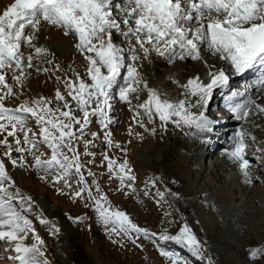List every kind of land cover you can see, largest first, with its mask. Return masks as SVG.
<instances>
[{
	"label": "rangeland",
	"instance_id": "374dc122",
	"mask_svg": "<svg viewBox=\"0 0 264 264\" xmlns=\"http://www.w3.org/2000/svg\"><path fill=\"white\" fill-rule=\"evenodd\" d=\"M13 2L0 0V14ZM36 36L33 43L46 48L48 55L33 59V67L26 69L28 75L22 86L12 79L14 73L19 74L18 70L7 72L6 80L13 87L14 94L4 101L5 106L15 108L25 102L30 104L37 97H46L52 101L51 107L62 108L63 102L55 99L59 89L70 102L76 117L82 118L76 102L67 95L64 83L66 79L76 80L77 73L85 82L91 83L86 75L88 62L74 46L76 38L71 34L65 35L62 28L45 21L41 22ZM121 41V37L114 36V42ZM22 51L25 56L34 54V49L27 46L22 47ZM205 59L207 64L191 59L168 63L152 53L147 60L137 61L136 66L148 88L157 89L175 100L183 98V89L176 81L184 84L188 78L200 75L207 82L210 66L214 65L212 71L220 70L216 57L206 54ZM55 65H59V69ZM197 65L202 66L200 71L195 69ZM45 68L48 71H44ZM254 71L257 75L245 78L250 81L243 78L228 81L230 85L227 83L224 86H229L228 90H217L211 97L217 103L213 105L210 99L205 110L211 120L230 116L229 120L235 124L230 134H215L220 131L215 127L211 132L200 133L187 126L177 127L171 122L162 127L158 117L149 123L142 110V115L137 117L144 122L145 126L141 127L133 119V109L137 103L147 99V90L140 93L139 100L133 94L130 106L120 100L118 88H114L111 91L112 108L108 112L113 122L105 128L101 118L92 115L82 139L73 141L84 166L81 171L92 188L93 196L99 198L103 193L107 197L105 207H110V211L126 213L132 223L148 231L147 237L136 232L128 235L110 233L101 223L94 202L88 199L87 193L82 197L73 196L83 186L77 183V175L73 174L69 179L71 188L62 181L53 183L51 175L43 179V170L31 166V154H23L26 159L24 167H14L11 159L3 155L6 148L0 145V159L4 160L8 174L15 182L10 191L19 189L22 195L31 197V202L26 200L22 206L18 200L14 204L32 221L36 233L44 241L43 250L49 264H172L169 256L162 255V252L172 254L179 264H189L181 253L167 250L160 243L165 235L176 236L185 224L202 245L198 252L186 242L179 241L191 253L202 254L215 264H264V252L255 259L250 255L254 248H264V151H261L264 149V114L253 112L247 120H239L227 107L228 97L233 92H243L245 83H253L261 75V71ZM126 74V68L121 69L120 84H123ZM249 95L258 104L264 105V91L257 87H252L246 96L235 97L233 103H242ZM27 127L39 134V127L33 118L28 120ZM75 128L76 135L80 136L79 125ZM153 128L155 133L151 131ZM241 129L256 137L255 140L246 137V158L251 162L253 177L251 184L244 177L238 162L228 154L234 146L235 133ZM106 133L111 134V145L105 140ZM206 134L220 141L221 146L216 153V148L204 145ZM17 136L23 140L21 132H17ZM5 137L6 132L0 133V140ZM7 139L10 143L14 142V137ZM86 141H91L87 149ZM212 150L214 153H211ZM85 152L94 155H86ZM201 152L208 156H200ZM41 153L44 154L42 159H48L51 149L40 144L36 155ZM105 154L117 163L127 160L135 180H126L125 184L132 183L135 191L121 187L120 180L108 170ZM20 155L13 152L11 158L17 159ZM89 171L94 175H88ZM93 180L99 184V192ZM41 218L48 223H41ZM53 225L59 232L53 229ZM32 242L31 237L25 241L27 244ZM14 254L8 242H0V264H16L8 258Z\"/></svg>",
	"mask_w": 264,
	"mask_h": 264
},
{
	"label": "snow or ice",
	"instance_id": "6c2138e0",
	"mask_svg": "<svg viewBox=\"0 0 264 264\" xmlns=\"http://www.w3.org/2000/svg\"><path fill=\"white\" fill-rule=\"evenodd\" d=\"M42 21L62 28L65 35H73L77 40L75 48L88 62L86 75L91 83L85 82L79 73L76 80L64 81L67 95L76 102L82 118L76 117L70 102L59 89L55 99L63 102L62 108L51 107L52 101L46 97H37L30 104L25 102L15 108L5 106L4 101L14 94L13 87L6 80L7 72L18 70L19 74L14 73L12 79L22 86L28 75L26 69L33 67V59L48 55L46 48L33 43ZM114 36L121 37V43L114 42ZM24 46L33 48L34 54L25 56ZM152 53L168 63L191 59L205 64V55L210 53L228 62L238 74L257 66L264 68V0H14L0 14V133L6 132L7 137H14L12 143L7 137L0 140V145L6 148L3 155L11 159L14 167H24L26 159L23 154L27 152L33 156L31 166L43 170V179L51 175L53 183L62 181L69 188L72 186L70 177L77 175V183L83 186L73 196L82 197L86 192L106 230L117 235L136 232L147 237L149 233L132 223L126 213L105 207L107 197L103 193L99 198L93 196L92 188L81 171L84 166L80 162V154L73 144V141L82 139L89 117L98 115L107 128L113 122L108 115L112 108L111 91L118 88L120 100L131 106L130 97L134 94L139 100L140 93L146 89L147 99L137 103L133 109V119L141 127L145 126L144 122L137 117L143 112L149 123L158 117L162 127L171 122L177 127L187 126L200 133L211 132L214 121L205 114V110L213 90L227 85L229 80L224 70L212 71L213 65L207 72V82L200 75L188 78L184 84L176 81L183 89V98L170 99L166 93L148 88L136 66L137 61L147 60ZM55 68L59 69V65ZM124 68L127 74L120 84L121 69ZM43 70L48 71L47 68ZM37 71H40L39 67ZM253 86L264 91V72L254 85H248L243 92L236 91L228 97L227 107L236 119L247 120L253 112L264 114V105L258 104L250 95L242 103H233L235 97L244 96ZM30 118L39 127V134L27 127ZM76 125H79L80 136L76 135ZM151 131L155 133L154 128ZM17 132L23 134V140ZM110 135L105 134L109 145L112 144ZM246 137L256 139L246 130H238L228 154L238 162L251 184L253 177L251 162L246 158ZM90 143L85 142L86 149ZM40 144L51 149L50 158L42 159L43 153L36 155ZM13 152L21 155L12 159ZM104 159L109 172L120 180L121 187L135 191L132 183L125 184L126 180H135L127 160L117 163L106 154ZM88 175L94 174L89 171ZM14 183L4 160L0 159V242H8L10 250L15 253L8 258L16 264H49L43 250L44 241L36 233L32 221L14 204L18 200L22 206L26 200L31 202V197H25L19 189L10 191ZM92 183L99 192V184L95 180ZM41 223L48 221L41 218ZM53 229L59 232L55 225ZM29 237L33 241L31 244L25 243ZM162 238L186 242L198 252L202 247L186 224L176 236ZM261 252L264 248H254L250 255L255 259ZM162 255L169 256L172 264H179L172 254L162 252Z\"/></svg>",
	"mask_w": 264,
	"mask_h": 264
},
{
	"label": "bare ground",
	"instance_id": "6f19581e",
	"mask_svg": "<svg viewBox=\"0 0 264 264\" xmlns=\"http://www.w3.org/2000/svg\"><path fill=\"white\" fill-rule=\"evenodd\" d=\"M36 40V39H35ZM35 40L33 41V42H35ZM37 42V41H36ZM36 44V43H35ZM208 54H210V53H208ZM211 58V57H210ZM216 59H217V67H218V70L220 69H223L224 71H225V74L229 77V82H235L234 80L235 79H239V78H243V79H245V78H247V77H250V76H253L254 74H249L248 76H246L244 73L243 74H235V71L233 70V68L231 67V65L228 63V62H226V61H223V60H220L218 57H216ZM166 60V59H165ZM167 61V60H166ZM216 63V62H215ZM260 66H257L255 69H257V68H259ZM195 69H198V71H200L201 69H202V66H195ZM255 69H252V70H255ZM251 70H249V71H246V72H250ZM261 73L262 72H264V68H262L261 70ZM243 76H246V77H243ZM233 79V80H232ZM256 79V78H255ZM232 80V81H231ZM245 81H250V80H248V79H245ZM251 82H253V81H251ZM250 83V82H249ZM254 83V82H253ZM253 83H250V84H248V83H245L244 85V88L246 87V86H248V85H253ZM228 85H230V83H228ZM227 87H229V86H227ZM227 87H224V86H221V87H217V88H215V92H213V94L212 95H215V93H216V91L217 90H221V89H223V91H226V90H228L227 89ZM253 87H255V86H253ZM220 88V89H219ZM255 89V88H254ZM251 91V88H250V90H249V92ZM222 92V91H221ZM248 92V93H249ZM248 93H245V95L244 96H246ZM214 98V97H213ZM211 101H212V99H211ZM210 101V102H211ZM217 103V101H216V99H214L213 101H212V104L213 105H215ZM214 121V120H213ZM214 123H216L215 121H214ZM213 123V124H214ZM223 125V127L221 128V130L219 131V132H221L222 133V135H227V134H230L233 130H234V128H235V124L233 123V121H230V120H228V121H226L224 124H222ZM216 134V133H215ZM211 136H210V134L208 135V134H206V136H205V138H204V145L205 144H209V146L208 147H211V149H213V148H216L215 149V153L217 152L216 150H218L219 149V147L221 146V144L219 143L220 141L219 140H217L216 141V139H215V137H213V138H210ZM211 153H214V151L212 150V152ZM208 156V155H207Z\"/></svg>",
	"mask_w": 264,
	"mask_h": 264
},
{
	"label": "trees",
	"instance_id": "16d2710c",
	"mask_svg": "<svg viewBox=\"0 0 264 264\" xmlns=\"http://www.w3.org/2000/svg\"><path fill=\"white\" fill-rule=\"evenodd\" d=\"M160 241L161 245L167 250H172L174 252L181 253V255L185 256L189 264H215L213 263V261L207 260L202 254L191 253V251L188 250L186 246L182 245L177 240L161 238Z\"/></svg>",
	"mask_w": 264,
	"mask_h": 264
}]
</instances>
